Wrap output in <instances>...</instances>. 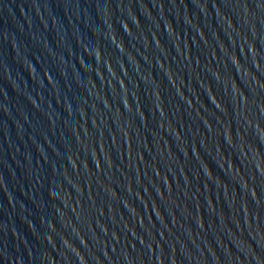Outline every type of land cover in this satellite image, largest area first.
Wrapping results in <instances>:
<instances>
[{"label":"water","instance_id":"water-1","mask_svg":"<svg viewBox=\"0 0 264 264\" xmlns=\"http://www.w3.org/2000/svg\"><path fill=\"white\" fill-rule=\"evenodd\" d=\"M0 264H264V0H0Z\"/></svg>","mask_w":264,"mask_h":264}]
</instances>
